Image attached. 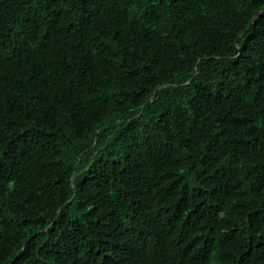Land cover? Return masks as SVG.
I'll return each instance as SVG.
<instances>
[{
    "label": "trees",
    "instance_id": "trees-1",
    "mask_svg": "<svg viewBox=\"0 0 264 264\" xmlns=\"http://www.w3.org/2000/svg\"><path fill=\"white\" fill-rule=\"evenodd\" d=\"M0 264H264V0H0Z\"/></svg>",
    "mask_w": 264,
    "mask_h": 264
}]
</instances>
